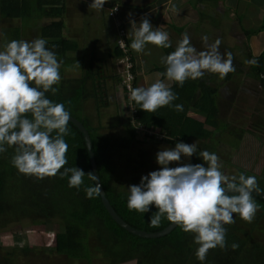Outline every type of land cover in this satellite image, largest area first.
I'll return each instance as SVG.
<instances>
[{"label": "trees", "instance_id": "16d2710c", "mask_svg": "<svg viewBox=\"0 0 264 264\" xmlns=\"http://www.w3.org/2000/svg\"><path fill=\"white\" fill-rule=\"evenodd\" d=\"M211 1L217 2L218 0ZM54 4H56L54 0H0V14L10 18H27L35 11L38 14L34 17L39 18L44 15V6ZM177 29L180 31L182 28ZM61 32L62 25L56 24L44 26L40 32L41 38L58 41L55 46L49 47L46 44V48L53 51L57 59L67 52L77 49L76 44L63 38ZM255 32L257 31H245L246 35ZM162 49L167 54L174 51L172 46ZM114 53L115 56L121 55V51L117 49ZM130 56L134 61L132 54ZM255 61V64H250V68L260 75L264 71V49L255 58ZM132 72L135 75V69ZM234 72L228 73L224 78H220V75L216 73L205 72L199 80L188 79L183 86L174 82L171 89L178 99L173 101L171 106L161 107L155 112H144L139 105L132 101L136 110L134 115L136 123L143 125L146 130L161 129L169 138L168 142L178 140L196 143L207 139V143H199L197 152L206 150L209 153H215L219 157L220 165L233 155L235 149L223 144L219 139L213 138V135L225 133L230 135L233 140L238 141L242 134L247 132L264 145L263 119H255L238 126V128L231 127L226 121L219 122L217 120L218 88L230 81ZM94 77L97 79V76L86 70L84 75L78 79H61L58 84L54 85L58 91L55 94L48 92L46 96L55 103L64 104L71 117L77 119L88 130L101 186L117 216L135 229L148 233L160 232L170 222L166 218H162L159 227L150 226L149 217L157 211L154 205L150 206L151 211L148 213L128 209L127 187L122 189L123 185L118 182V175L122 171L114 168L109 160L110 151L130 147L133 144V137L106 138L84 122V101L92 98L97 108L100 102H103L99 87L97 88L96 82L92 81ZM262 88L264 93V83ZM176 104L183 105V111H176ZM191 110L204 114L203 121L190 116ZM28 118L31 119L30 114ZM67 127L69 135L64 139L68 144V151L66 153L67 164L64 167H78L85 173L92 172L83 136L72 122L69 121ZM207 127L209 128L207 129ZM254 128L263 130L260 133ZM52 135H55V132ZM6 147L7 151L0 153V227H3L8 220L19 217H38L40 221L47 219L55 221L63 225L65 232L56 235L54 247L49 249L51 252L66 253L75 259L83 258L90 263V257L97 249L106 262L105 264L130 262H136V264H186L187 262L192 264H264V247L259 244H249L240 239L237 236V233L240 232L231 224L225 225L226 247L209 250L206 260L203 262L199 261L195 255L198 245L194 243V234L185 233L178 225L171 233L160 239L147 240L134 236L121 228L110 217L101 202L100 195L93 198L87 197L85 187L95 186V182L90 180L87 175L84 177V184L77 189L69 187L68 177L62 179L59 173L55 177L43 179L21 174L11 163L12 156L15 154V146ZM145 156L141 157L145 160ZM147 163L149 161L145 160V164ZM188 163L204 164V161L198 154H194L189 158ZM205 166L207 165L205 164ZM62 171L63 169H61ZM260 178L264 181V163ZM140 181L138 177H134L130 181V186L139 185ZM259 189L264 193V188ZM253 199L259 206L258 211L264 215V201L256 196H253ZM88 231L93 232L96 241V247L93 248L92 253L85 237V233ZM233 243L239 246L235 250L231 247ZM29 251L28 247L8 249L7 257L10 259L7 262L14 261L16 252L20 253L18 254L20 258L23 256L24 261L29 257ZM148 259H150V263L146 262Z\"/></svg>", "mask_w": 264, "mask_h": 264}, {"label": "clouds", "instance_id": "9594fccd", "mask_svg": "<svg viewBox=\"0 0 264 264\" xmlns=\"http://www.w3.org/2000/svg\"><path fill=\"white\" fill-rule=\"evenodd\" d=\"M106 2L93 0L89 8L102 11ZM171 11H177L175 5L171 6ZM130 23L131 45L125 36L129 50L131 46L135 52L143 53L149 44L171 47L169 34L161 31V27L153 29L146 16L139 24L134 20ZM116 36L114 48L119 50ZM202 40L207 45L208 37ZM46 44L43 38L30 42L4 40L0 44V153L7 151L6 146H15L11 163L19 173L38 179L55 177L59 173L62 179L68 177L69 187L79 189L85 175L93 181L96 175L78 167H64L68 151L64 137L69 135L67 125L71 114L64 104L55 103L46 96L48 92L58 91L54 85L61 80L62 64ZM220 44L217 39L207 45L205 51L198 52L191 45L189 34L184 33L175 50L161 57L166 71L156 73L155 82L149 86L132 89L130 100L144 112H155L178 99L169 82L183 86L186 80L202 78L205 72L219 74L220 78L234 72L233 56L230 52L222 55ZM132 62L135 69V61ZM245 63L255 64L256 61ZM77 65L80 67L78 62ZM175 110L183 111V105L176 104ZM197 149V142H178L174 148L158 151L159 170L142 176L139 185L127 187V206L130 211L148 213L154 205L157 211L149 217L150 226L159 227L162 218H166L185 233L194 234V243L198 245L195 255L203 262L209 250L226 247L225 225L235 223L233 214L252 222L259 207L253 192L260 189L255 176H226L220 170L219 157L215 153L197 152ZM194 154H198L204 164L181 163L182 157L190 158ZM173 162L178 166L169 167ZM84 190L88 198H93L101 193V185L97 183ZM231 247L235 250L239 246L233 243Z\"/></svg>", "mask_w": 264, "mask_h": 264}, {"label": "rangeland", "instance_id": "374dc122", "mask_svg": "<svg viewBox=\"0 0 264 264\" xmlns=\"http://www.w3.org/2000/svg\"><path fill=\"white\" fill-rule=\"evenodd\" d=\"M222 1V0H221ZM218 0L212 2L211 0H204L207 5V15H204L203 10H195L198 14L194 22L183 24V31H189L191 45L197 51H205L207 45L214 43L217 39L221 41L219 51L223 55L230 52L233 56V65L235 72L233 73L230 81L223 84L218 88L219 102L217 120L219 122L226 121L233 128L252 122L255 119L261 118L264 120V93L262 84L264 79L250 68L249 63L245 61L255 60L249 52L251 49L247 48L245 40H240L236 33L237 24H201L205 21L220 22L221 15L224 18L231 17L230 12H227L226 7L220 8L222 4ZM222 3V2H221ZM220 4V5H219ZM213 5V6H212ZM55 8H48L43 10L44 14L47 11L48 19H40L34 17L38 14H30L27 18H10L0 14V44L4 40H26L32 41L36 38H41L40 32L46 24H49L53 19ZM68 11V10H67ZM53 13V14H52ZM232 13V12H231ZM234 13V12H233ZM55 17V16H54ZM42 18V17H41ZM206 18V19H205ZM232 18V17H231ZM202 20V22H197ZM216 20V21H215ZM222 20V19H221ZM230 21L232 19H229ZM227 19V21H229ZM243 25V24H242ZM219 27L218 29L212 27ZM115 29L116 26L114 25ZM166 27V26H165ZM233 27V28H232ZM245 27V25H243ZM62 36L71 43H75L78 47L77 51L67 52L58 62L62 61L60 68L61 79H78L84 72L90 71L94 77L93 82H96V87L100 89L103 102H100L98 108L96 107L92 98H88L83 103V118L89 127L96 132L108 137L130 138L133 137V144L128 148H121L109 152V160L112 166L120 169L122 173L118 175L119 181L123 187L130 186V181L134 177L141 180L142 176L148 175L150 172L159 170L160 166L156 162V154L162 148H174L176 143L183 142L172 140L168 142V137L161 129L146 130L143 125L136 123V117L130 104L126 100L125 92L122 89V78L116 63L115 49H112L110 42L117 38V34L113 33V29L109 25H62ZM232 28V29H230ZM167 29V28H166ZM117 30V29H116ZM165 30V29H161ZM171 30V29H169ZM182 30V29H181ZM180 30V31H181ZM166 31V30H165ZM167 32V31H166ZM173 42H178L177 34L171 30L169 32ZM168 33V34H169ZM96 38H99L96 40ZM98 35V36H97ZM207 36V45L202 40V37ZM182 38V37H181ZM49 47L57 45V40H46ZM78 42V44H77ZM108 44V45H107ZM161 50V52L159 51ZM135 57L139 60L138 65L141 66L136 76L134 75V86L142 87L143 82H150L144 80L143 72L150 68L155 61L161 64V57L168 55L161 47L155 45H147L142 54L145 57L141 61V57L132 49ZM146 52V54H144ZM150 53V54H148ZM79 63L80 67L77 65ZM141 63V64H140ZM155 66H158V65ZM136 68V65H135ZM165 72L161 70L160 73ZM158 73V72H157ZM262 74L264 73L261 72ZM260 73V74H261ZM156 72L149 77V80H154ZM196 80H199L196 79ZM136 82V85H135ZM139 84V85H138ZM144 84V83H143ZM213 85L214 83H209ZM215 85V84H214ZM89 87V85H87ZM130 107V108H129ZM189 115L203 121L204 114L197 111H190ZM130 127V128H129ZM255 127V126H254ZM209 127H207L208 129ZM257 132L263 130L262 128H254ZM150 133L152 136H148ZM149 137V138H148ZM213 138L219 139L223 144L235 149V152L230 156L226 162L221 164V171L226 176H238L245 174L246 176H255L259 188H264V181L261 180V170L264 163V145L258 141L253 135L245 132L242 134L238 141L233 140L230 135L223 133L222 135H213ZM199 143H207V139L200 140ZM186 144H193L195 142H184ZM146 155L149 163L145 164V160L141 157ZM109 161V162H110ZM189 158L182 157L181 163H188ZM177 163L173 162L169 167H176ZM235 223L231 225L236 227L237 236L247 241L249 244H259L264 247V215L259 211L256 212L252 222L244 221L240 218L239 214H233ZM38 217H19L18 219L8 220L3 227H0V262L1 264H105L100 252L93 248L96 247L95 236L93 232L88 231L85 233L87 243L92 253L90 263L87 260L80 258L75 259L66 253L60 254L57 251L51 252L54 247L55 237L58 233L65 232L63 225L47 220L38 219ZM51 221V222H50ZM229 225V224H227ZM226 225V226H227ZM77 242H79L77 240ZM28 247L29 257L23 261L17 254L14 261L7 262L10 258L7 257L8 249L25 248ZM18 251V250H16ZM6 259V260H5ZM148 259L146 262L150 263ZM126 264H134L126 263ZM186 264H192L187 262Z\"/></svg>", "mask_w": 264, "mask_h": 264}, {"label": "crops", "instance_id": "0c3cea01", "mask_svg": "<svg viewBox=\"0 0 264 264\" xmlns=\"http://www.w3.org/2000/svg\"><path fill=\"white\" fill-rule=\"evenodd\" d=\"M54 1L56 2V4L51 6L50 5L44 6L43 10L48 8H55L56 10L52 9L53 10L52 12L54 13L53 19H57V20H52L49 24L46 25H52V24L109 25L113 29V33H116L114 25H115V20H118L124 27L130 45L132 42V36L131 34H129L131 30V23H130L131 20H134L137 24H139L141 22V19L146 16L149 19L150 23L152 24L153 29L161 27V29H165L167 33L173 30L177 34L178 38H180L178 39L179 42L183 38L184 33H189V31H183V29L185 28L183 27V24H187L186 25L187 30H188L187 26L189 24L193 22L197 24L194 21L198 16V14L195 13V10L198 11L203 10L204 13H206L207 8L209 9V7H211L207 5V2L199 1V0H107V2L103 5V10L101 11V10L89 8L93 0H54ZM221 2L220 4H222V6L220 8H223L224 6L227 8L225 9L227 12L231 11L232 13L230 12V15L232 18L231 17L224 18L223 15H221L220 20L216 18V20L220 22L215 23L214 21L213 22L205 21L204 23L201 24H215L214 26H216V24H220L219 27L222 26L223 24H237L238 28L235 29L237 30L236 33L240 32L239 34H237V37L242 41L243 40L246 41L247 48L251 49L249 54H251L255 59L264 49V0H222ZM172 5L176 6L177 8L176 12L171 11ZM116 6L118 7L117 15L116 17H113L112 15L109 14V11ZM45 12L46 14H44L42 18L39 17L41 20L42 19L45 20L48 19V17H50L47 15V11ZM207 13L204 15H207ZM227 19L228 20L232 19V20L227 21ZM199 21L202 22V20H198L197 22ZM242 24L245 25V27H243ZM214 26L212 28L215 29L219 28ZM177 28H182V30L179 31V29ZM165 30H161V31H165ZM246 30L249 31L256 30L257 32L250 35H246L245 33ZM170 35L171 34L169 33V39H172ZM99 38H96V40ZM115 41L116 38H114V40L112 41H109L110 42L109 44L110 46H112V49H115L114 48ZM171 42L172 41L170 40L169 43L171 44ZM178 42H173L174 43L173 45L171 44L174 50ZM77 50L78 47L75 51ZM130 51L136 65L135 79L137 81V74L139 69H141V66L138 65L139 60L135 57L131 46H130ZM159 51L161 52V50ZM144 54H146V52ZM138 55L141 57L140 62L145 60L144 59L145 57H142L141 53H138ZM156 64L157 63L154 61L153 65H151L150 68H147L146 71L143 72L144 80H146L147 78V80L150 82H143L144 84L143 83L141 84L142 87L149 86L150 84L155 82L157 77L154 78V80L153 79L149 80V77L153 75L154 72L157 73L165 69V66L162 67L161 64L159 65L157 64L158 66H155ZM169 83H171V86L174 84V82H169ZM135 88L138 87L136 86Z\"/></svg>", "mask_w": 264, "mask_h": 264}, {"label": "water", "instance_id": "95a60500", "mask_svg": "<svg viewBox=\"0 0 264 264\" xmlns=\"http://www.w3.org/2000/svg\"><path fill=\"white\" fill-rule=\"evenodd\" d=\"M70 122H72L74 125H76L78 127V131L81 134V136H83L85 143H86V147H87V151H88V156H89V162L91 165V170L92 173L94 175H96V180L95 185L98 183L101 185L100 182V178H99V174H98V169H97V164H96V159H95V155L93 152V147H92V142H91V137L89 135L88 130L83 127L82 124H80L78 122L77 119L71 117L70 118ZM100 198H101V202L103 204V206L105 207L106 211L108 212V214L110 215V217L124 230H126L127 232L133 234L134 236L140 237V238H145L147 240H154V239H160L163 238L165 236H167L169 233H171L176 227L177 225L174 223H169L165 229L162 231L160 230V232H154V233H148L145 231H141L138 229H135L133 227H131L129 224H127L124 220H122L121 218H119L117 216V214L115 213V210L112 208L110 202L108 201V199L105 196V192L101 186V193L99 194ZM253 196H256L258 198H260L261 200L264 201V193L262 191H254L253 192Z\"/></svg>", "mask_w": 264, "mask_h": 264}, {"label": "built area", "instance_id": "2783aa9c", "mask_svg": "<svg viewBox=\"0 0 264 264\" xmlns=\"http://www.w3.org/2000/svg\"><path fill=\"white\" fill-rule=\"evenodd\" d=\"M117 9H118L117 6L113 7V9L109 11V14L112 15L113 17H116ZM115 26L118 35L117 47L122 52L121 56L116 59V63L122 78V89L125 92L126 100L130 104L135 114L136 110L132 105V101L130 100V92L132 89H134V74L132 72V70L134 69V64L130 58V50L125 41V36H126L125 30L123 29L122 24L118 20H115ZM260 76L261 78L264 79V74H261ZM148 136H152V135L148 133Z\"/></svg>", "mask_w": 264, "mask_h": 264}]
</instances>
